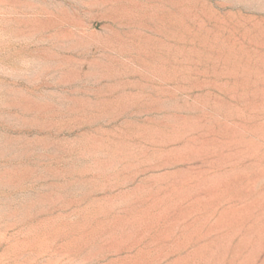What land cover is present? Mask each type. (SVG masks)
Masks as SVG:
<instances>
[{"label": "rangeland", "instance_id": "374dc122", "mask_svg": "<svg viewBox=\"0 0 264 264\" xmlns=\"http://www.w3.org/2000/svg\"><path fill=\"white\" fill-rule=\"evenodd\" d=\"M0 264H264V0H0Z\"/></svg>", "mask_w": 264, "mask_h": 264}]
</instances>
